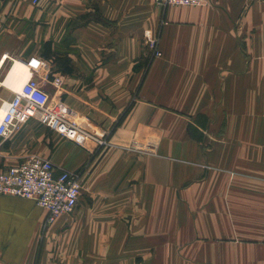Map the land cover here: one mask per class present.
<instances>
[{"label": "crops", "instance_id": "0c3cea01", "mask_svg": "<svg viewBox=\"0 0 264 264\" xmlns=\"http://www.w3.org/2000/svg\"><path fill=\"white\" fill-rule=\"evenodd\" d=\"M11 26L31 33L1 52L0 110L7 60L39 56L62 77L36 76L49 110L83 133L27 118L0 137V171L39 156L86 173L47 228L33 201L0 196V264H264V0H4Z\"/></svg>", "mask_w": 264, "mask_h": 264}, {"label": "built area", "instance_id": "2783aa9c", "mask_svg": "<svg viewBox=\"0 0 264 264\" xmlns=\"http://www.w3.org/2000/svg\"><path fill=\"white\" fill-rule=\"evenodd\" d=\"M158 7H198L207 4V0H151ZM40 0H31L36 6ZM151 47L154 56L161 53L156 42ZM5 56V55H4ZM3 56V57H4ZM28 68V77L22 84L19 93L9 103L0 118V137H7L17 130L19 125L27 118L41 117L44 125L60 136L76 141L83 130L74 123L65 120L59 113L49 110L50 95L45 91L44 85L36 78L37 74L56 90L62 86V77L48 79V65L39 56L22 60ZM97 146H103L100 138ZM85 170L66 171L56 170L46 158L28 156L17 166L0 171V196H12L33 201L41 208L45 217L43 227L47 228L62 215H71L77 206L81 183Z\"/></svg>", "mask_w": 264, "mask_h": 264}, {"label": "bare ground", "instance_id": "6f19581e", "mask_svg": "<svg viewBox=\"0 0 264 264\" xmlns=\"http://www.w3.org/2000/svg\"><path fill=\"white\" fill-rule=\"evenodd\" d=\"M6 58V56L3 57ZM28 77V68L26 64L22 60H13V65L11 70L9 71L4 85L11 89L14 93H19L22 84L26 81ZM3 107V106H2ZM6 105L0 110V118L2 117L5 111Z\"/></svg>", "mask_w": 264, "mask_h": 264}, {"label": "rangeland", "instance_id": "374dc122", "mask_svg": "<svg viewBox=\"0 0 264 264\" xmlns=\"http://www.w3.org/2000/svg\"><path fill=\"white\" fill-rule=\"evenodd\" d=\"M6 35H4V39L2 37V35H0V55H1V52L4 51L5 49L8 50L9 52H13L14 50H16L18 47H21L22 44H23V49L24 48H27L28 44H29V35H30V29L29 27L27 26V28L25 29V37H24V40L22 39V42L20 41H14V36L16 33V30L14 28H10V31L9 32H5ZM4 41H6L4 43ZM12 59H17V60H25V58L19 56V57H14V56H11ZM6 59V58H5ZM4 59V60H5ZM13 60H7V63H6V66L10 67L11 64H12ZM40 116V115H39ZM103 142H106L104 140V137H101L100 138Z\"/></svg>", "mask_w": 264, "mask_h": 264}, {"label": "water", "instance_id": "95a60500", "mask_svg": "<svg viewBox=\"0 0 264 264\" xmlns=\"http://www.w3.org/2000/svg\"><path fill=\"white\" fill-rule=\"evenodd\" d=\"M3 1H4V0H0V9H1V6H2Z\"/></svg>", "mask_w": 264, "mask_h": 264}]
</instances>
